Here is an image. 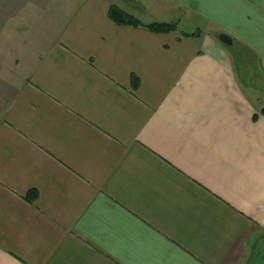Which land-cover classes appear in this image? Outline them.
<instances>
[{
  "label": "crops",
  "instance_id": "1",
  "mask_svg": "<svg viewBox=\"0 0 264 264\" xmlns=\"http://www.w3.org/2000/svg\"><path fill=\"white\" fill-rule=\"evenodd\" d=\"M62 13L0 113V264H264V0Z\"/></svg>",
  "mask_w": 264,
  "mask_h": 264
},
{
  "label": "rangeland",
  "instance_id": "2",
  "mask_svg": "<svg viewBox=\"0 0 264 264\" xmlns=\"http://www.w3.org/2000/svg\"><path fill=\"white\" fill-rule=\"evenodd\" d=\"M65 0H0V113L15 95L17 83L24 82L38 58L57 41ZM64 15V14H63ZM236 46L240 67L248 68V82L264 87V76L246 51ZM255 93H253V97Z\"/></svg>",
  "mask_w": 264,
  "mask_h": 264
},
{
  "label": "trees",
  "instance_id": "3",
  "mask_svg": "<svg viewBox=\"0 0 264 264\" xmlns=\"http://www.w3.org/2000/svg\"><path fill=\"white\" fill-rule=\"evenodd\" d=\"M109 17L119 25L135 28L145 27L153 33H172L175 32L178 28L176 24H153L145 26L139 20L129 16L128 14L114 6H112L109 11ZM134 85L137 86L136 80Z\"/></svg>",
  "mask_w": 264,
  "mask_h": 264
},
{
  "label": "water",
  "instance_id": "4",
  "mask_svg": "<svg viewBox=\"0 0 264 264\" xmlns=\"http://www.w3.org/2000/svg\"><path fill=\"white\" fill-rule=\"evenodd\" d=\"M219 40L223 45H225L227 47H233L234 46V41L230 36L221 34V35H219Z\"/></svg>",
  "mask_w": 264,
  "mask_h": 264
}]
</instances>
